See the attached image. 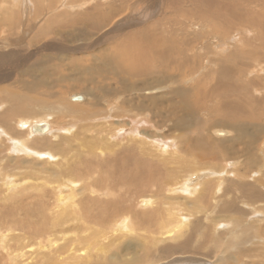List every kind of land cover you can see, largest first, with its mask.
<instances>
[{"label":"rangeland","instance_id":"1","mask_svg":"<svg viewBox=\"0 0 264 264\" xmlns=\"http://www.w3.org/2000/svg\"><path fill=\"white\" fill-rule=\"evenodd\" d=\"M11 92L40 102L25 104L31 114L14 116L20 104ZM0 100V130L14 132L17 150L0 151V264L58 259L57 242L73 241L67 230L73 221L52 227L55 186L75 194L77 205L87 196L97 211L105 204L101 243L115 238L120 221L150 235L149 247L157 238L150 251L140 249L155 258L144 264H264V196L244 190L254 184L264 194V0H0ZM69 104L77 111L49 117ZM20 117L46 118L68 133L45 134L47 143L37 145L41 137L17 127ZM130 118L171 153L125 141ZM110 121V135L98 131ZM195 141L211 149L188 147ZM108 154L123 164L127 155L147 157L159 169L145 173L132 161V174H121L106 166ZM186 181L193 183L183 192ZM147 198L154 200L150 207L142 204ZM169 208L179 222L162 228L172 219ZM81 223L89 226L82 237L100 225ZM175 226L179 232H169ZM77 242L58 264H127L133 256L116 257L118 246L102 254ZM37 243L52 248L48 257L34 253ZM172 244L175 250H164ZM83 247L92 255L85 261Z\"/></svg>","mask_w":264,"mask_h":264},{"label":"bare ground","instance_id":"2","mask_svg":"<svg viewBox=\"0 0 264 264\" xmlns=\"http://www.w3.org/2000/svg\"><path fill=\"white\" fill-rule=\"evenodd\" d=\"M134 46H136V47H138L139 45H134ZM142 46V45H141ZM144 48V47H143ZM149 49H153L152 47H148ZM131 49H132V47H131ZM135 50L137 49V48H134ZM147 49V48H146ZM135 50H133L134 52H135ZM132 51V52H133ZM130 52H131V50H130ZM136 53V52H135ZM132 54V53H131ZM140 55V57L141 58H146V56H148L147 54H146V52H145V50H143V52H142V50H140V53H139ZM134 55V54H133ZM129 58V57H128ZM121 59V58H120ZM138 62H139V60H138ZM141 63H142V61H141ZM147 63V62H146ZM143 64H144V60H143ZM148 64V63H147ZM122 67V66H121ZM124 69V68H123ZM138 69H140V68H138ZM144 69H145V67H144ZM125 70H126V68H125ZM147 70V69H146ZM149 70V69H148ZM144 73V72H143ZM48 74V73H47ZM37 86V85H36ZM23 93H24V91H23ZM10 94V93H9ZM11 96H12V99H13V103H14V101H15V103H17V105L18 104H20V105H18L17 106V112L15 111V115L14 116H26L27 114H31L32 112H33V110L31 109H29V107H25V104L27 105V104H35V103H39V102H35L36 101V99L34 98V97H28V95L27 96H25V95H23V94H21V93H16V92H11ZM83 96V95H82ZM83 97H85V96H83ZM9 98H11L10 96H9ZM8 98V99H9ZM4 99V98H3ZM5 99H7V98H5ZM72 99H73V97H72ZM85 98H83L82 100H84ZM81 100V101H82ZM1 101V100H0ZM75 101H80V100H78V99H75ZM3 102V101H2ZM241 102V101H240ZM5 103V102H4ZM4 105V104H3ZM175 106H177V105H175ZM61 107V106H60ZM241 107V106H240ZM64 110H63V109ZM62 108H61V110L60 109H55L54 110V113L55 114H46V115H50L49 117H53V115L54 116H61V115H64V114H67V113H73V112H75V111H77V109L76 108H74L73 106H70V104L69 105H67V106H62ZM241 110H243V108H241L239 111H241ZM14 111V110H13ZM52 112V111H51ZM127 112H129L128 114H131L130 112L131 111H127ZM53 113V112H52ZM242 113V112H241ZM97 114V112L96 111H91L90 112V114H88V115H96ZM3 114H1V116H2ZM141 115V114H140ZM137 117L139 116V115H136ZM142 118H144V117H140V119H139V123H141V121H142ZM5 119V118H4ZM53 119V118H52ZM1 120V119H0ZM38 120V122H36V123H47L48 124V131L47 132H45V133H33L32 132V126L35 124V122L33 123L32 121H29V120H25L23 117H20V120H18L19 122H18V124H17V127L18 128H26V129H22L23 131H25V132H28L29 133V131H31L29 134L31 135H29L31 138H35V136L36 137H41V136H46V135H54V134H56V133H59V132H65V133H68V130H63L62 128H64V127H66V125H63V126H61V129H60V126H58V125H55V123H53V122H51V121H49L48 119H46L45 118V120L44 121H42L40 118H38L37 119ZM39 120H41V121H39ZM1 121H3V119L1 120ZM5 121V120H4ZM72 122V121H71ZM106 125H104V127H99L100 129H102V130H98V131H104L105 133H106V136H107V134L108 135H110V133H111V130H112V126H113V124H114V122H104ZM3 124V123H2ZM69 124H71V123H69ZM124 124L125 125H129V127H127V128H125V125L122 127V129H123V132H128V134H123V135H121V136H129V138L128 139H124L125 141H127V140H129L130 139V141H132V142H136V141H139V139H141V141L140 142H137L136 144H141L142 146L144 145V146H146L147 145V149H148V147H150V148H156L157 147V149H160L161 151H163L164 153H166V152H169L170 151V153H171V147H170V145H168L167 147H165V146H163V144L160 142V144H161V146L159 147V146H157V144L159 143L158 142V138L157 137H154V135H152L151 133H148V132H146V130H147V128L146 129H143L142 128V125H138V118H130V120L129 121H125L124 122ZM151 124V123H150ZM76 125H77V123H76ZM148 125V124H147ZM4 126V125H3ZM71 126H73V124H71ZM69 127V126H68ZM132 127V128H131ZM151 128V127H150ZM8 129V128H7ZM6 128H3V129H1L0 130V140H4V141H0V151H2V152H4V153H8V154H12L14 151H17V150H15V148H13L12 146H11V144H12V142H15V140L13 141L12 139H11V137L12 136H14V132H11L10 130H7ZM69 129V128H68ZM12 130V129H11ZM121 131V129H118L117 131H115V132H120ZM228 131V130H227ZM46 134V135H45ZM112 135V134H111ZM32 136H34V137H32ZM144 136H146V138H143ZM158 136V135H157ZM111 137V136H110ZM183 137V136H182ZM41 139H42V137H41ZM40 139V142H38V143H36L37 145H41V146H43L45 143H47V141H44V139L45 138H43L42 140ZM58 139V138H57ZM143 139H145V141L143 142ZM177 140V139H176ZM182 139H180V141H181ZM188 140V139H187ZM22 141H23V145H28L27 144V142H26V139L24 138V139H22ZM97 141H98V139H97ZM185 141V140H184ZM183 141V142H184ZM109 142H111V140L109 141ZM158 142V143H157ZM175 142H178V141H175ZM182 142V141H181ZM186 142V141H185ZM18 143V141H16V144ZM93 143V142H92ZM98 143H99V141H98ZM114 142H112V143H109L110 145L111 144H113ZM157 143V144H156ZM179 143V142H178ZM188 142H186V144H187ZM30 145H32L31 143L28 145V146H25V148L26 147H28V148H26V150H24V153H29L31 150H28L29 148H31V146ZM49 145V144H48ZM98 145V144H97ZM140 145V146H141ZM185 145V144H184ZM104 146V145H103ZM141 146V147H142ZM190 146V148L191 149H193V150H197V151H201V152H203V153H206L208 150H209V148L208 147H206L205 146V144H203V143H200V142H190V144L188 145V147ZM173 147H175V145H173ZM182 147V146H181ZM185 147L186 146H184V150H185ZM104 148H107V149H109L110 150V147L108 146V143L107 144H105V146H104ZM142 148H144V147H142ZM146 148V147H145ZM170 148V149H169ZM173 149H177V150H179L178 149V146H176V148H173ZM187 149V148H186ZM189 149V148H188ZM211 149V148H210ZM35 150V149H34ZM92 150V149H91ZM97 150H100L99 148L97 149ZM213 150V149H212ZM88 151V150H87ZM95 151V150H94ZM108 151V150H107ZM112 151V150H111ZM111 151H108L109 153H112ZM189 151H192V150H189ZM44 152V151H43ZM93 152V151H92ZM97 152V151H96ZM107 152V153H108ZM179 152H180V150H179ZM184 152V151H183ZM193 152V151H192ZM1 153V152H0ZM18 153H19V151H18ZM32 154V153H31ZM182 154V153H181ZM184 154V153H183ZM29 155H30V153H29ZM100 155H101V153H100ZM172 156H173V152H172V154H171ZM170 155V156H171ZM175 155V154H174ZM10 156H12V155H10ZM14 156V155H13ZM97 156H98V154H97ZM111 155H109L108 154V157L105 159V161H106V166L107 165H113V167L116 169L115 171L117 172L118 170H119V173H121V174H125V172L123 171V170H128L129 171V174H127L128 176H130L131 174H132V169H131V162L132 161H134L136 164H138V163H141V165H139L138 166V169H140V170H143L144 172L146 171V170H148V171H151V172H158L157 171V169H159V167L157 168V162L156 163H148V159H146L147 157H141V159H138L136 156H134V155H127V157L129 156V158H128V160L123 164V160L121 159V157H119V156H117V155H115L114 157H110ZM180 156V154L178 155V157ZM184 156V155H183ZM110 157V158H109ZM181 157V156H180ZM40 158H41V156H40ZM45 159V158H44ZM180 159H183V157L182 158H180ZM13 160V159H12ZM98 160V159H97ZM42 161H45V160H42ZM169 161H171V159L169 160ZM16 162V161H15ZM52 162V161H51ZM54 162V161H53ZM64 162V161H63ZM154 162V161H153ZM177 162V161H176ZM53 164V163H52ZM59 167V166H58ZM63 167V166H62ZM109 167V166H108ZM92 168V167H91ZM60 169V168H59ZM93 169V168H92ZM55 170V169H54ZM95 170V169H94ZM98 170V169H97ZM96 170V171H97ZM39 171L40 172H42V170L41 169H39ZM47 171H48V169H47ZM49 172V171H48ZM52 172V171H51ZM54 172V171H53ZM90 172H92V171H90ZM110 172V171H109ZM43 173V172H42ZM94 173V172H93ZM98 173V172H97ZM128 173V172H127ZM146 173V172H145ZM200 173V172H199ZM52 174V173H51ZM53 175V174H52ZM140 175V174H139ZM202 175V174H201ZM51 176V175H50ZM150 176V175H149ZM197 176V175H196ZM208 177V176H207ZM140 178H143V177H140ZM206 179V178H205ZM198 180V179H197ZM190 181V180H189ZM189 181H186V183H185V188L187 187V183H189ZM26 182V181H25ZM183 182V181H182ZM174 184V183H173ZM200 184V182L198 183V181H196V183H195V185H193V187L192 188H195V187H197V186H200L199 185ZM60 185V184H59ZM184 185V184H183ZM94 186V185H93ZM91 186V192H93V194H94V192H95V190L94 189H97V187L96 186ZM96 187V188H95ZM74 188V187H73ZM182 188V187H181ZM191 188V186L190 187H187V189L185 190V191H183V192H186V191H188L189 189ZM203 188V187H202ZM12 189H14V188H12ZM54 189H56L55 191L57 192L56 193V202H55V210H54V219L52 220V221H54V225H52V227L53 228H55V227H58V226H60V227H62V226H64V224L66 223L65 222V219H69V220H71V221H73V224H71L68 228H67V230H70L73 234H75V235H73V241H70L69 240V242L66 244V245H61L60 243H58L57 242V244L59 245L58 247H57V249H56V256H57V258L58 259H55L54 257H51V258H47V261H44V262H41V263H39V262H37V264L39 263V264H58L62 259H63V257H62V252L64 251V250H67V248H65L66 246H70V244L71 245H74L75 243H73V242H76V241H78L77 243L78 244H80L81 242H83V245H84V242L85 243H87V244H93V247H95V250H98V251H100V252H102V254L104 253H108L109 251H111V248L112 247H114V246H118V248H117V250H114L113 251V255H115L116 257H119V256H122V253H129V254H133V256L131 257V259H127V264H144V263H153L154 261H155V258H153V256L149 253L148 255H147V253L145 254V255H140V249H144V251H146V252H148V251H150L151 250V248L152 247H154V245H156V243H157V238H153V243H152V241L150 240V243L152 244L151 245V247H149V243L147 242V239L148 238H150L149 236L150 235H148V236H145V234L143 235V234H140V233H137L136 232V234H134V230L136 231V228H129V227H127L128 226V223L125 221V222H121L120 221V223H122V224H120V226H117L118 224H116V230H117V233L118 234H116L115 235V238H113L112 239V237L110 236L109 237V241L108 242H105V243H101L103 240L101 239L102 237H104V236H106L107 235V233H108V231H106V230H104L105 228H102V224H105V223H107L106 222V217L105 218H103L102 216L103 215H105L104 213H106L105 211L107 210L106 209V207H105V204H103L104 206H102V203H100L99 205L101 206V210L99 211V208H98V211H97V208H93L94 207V204L97 206V203H96V201H94V199L93 198H91V197H86L87 198V200H83L82 202L80 201V202H78V204L80 205H77L76 204V201H77V196L75 195V194H71V193H69V192H66V191H64L63 189H62V187H57V186H55V188ZM99 190V189H98ZM174 190V189H173ZM244 190L245 191H248L249 193H252L253 195H255V196H258V197H262V196H264V194H262L260 191H259V189H257V187L254 185V184H249L248 185V187H244ZM196 191V190H195ZM200 191V190H199ZM199 191H198V193H199ZM108 192V191H107ZM171 192V191H170ZM197 193V194H198ZM76 196V197H75ZM93 197V196H92ZM98 200V199H97ZM101 202V201H100ZM104 202V201H103ZM191 202H193V201H191ZM98 203H99V201H98ZM154 203V200H152V198H150V199H143V201H142V204L143 205H145V206H148V207H150L151 206V204H153ZM168 203V202H167ZM172 204V202H170V204L169 205H171ZM174 204H176V203H174ZM190 204V203H189ZM178 205V204H177ZM194 205V207H198L197 206V204H193ZM14 206V205H13ZM21 206V205H20ZM109 206V205H108ZM107 206V207H108ZM180 206H182L181 204H180ZM98 207V206H97ZM114 207V206H113ZM118 207V206H117ZM25 208V207H24ZM123 208V207H122ZM111 209V208H110ZM182 209H184V208H182ZM194 209V208H193ZM12 210H14V209H12ZM115 211V210H114ZM169 211H170V217H172V219L171 220H167L166 222H160L159 223V225H160V227H162V228H167L168 226H170V225H172L173 223H177V222H179V219H178V217H177V213L176 212H173V209H171V208H169ZM196 211V210H195ZM203 211V210H202ZM111 213V212H110ZM145 213V212H144ZM183 213V212H182ZM122 214V213H121ZM107 215V214H106ZM116 216V215H115ZM6 217V216H5ZM52 217V216H51ZM169 217V218H170ZM2 218V217H1ZM108 218V217H107ZM90 219H95V221H96V223L97 224H100V225H98L99 226V228H97V229H94V231H92L91 233H90V237H85V236H81L80 235V232L85 228V229H88L89 228V226L87 225V227L86 226H83V225H81L82 223L81 222H84V223H86V221H88V220H90ZM129 219V218H128ZM68 220V221H69ZM137 220V219H136ZM70 221V222H71ZM236 221V220H235ZM69 222V223H70ZM22 222H20L19 220L18 221H16L15 222V225L16 226H18V224H21ZM30 223V222H29ZM72 223V222H71ZM83 223V224H84ZM142 223V222H141ZM184 223V222H183ZM183 223H179V227H181L182 226V224ZM24 224V223H23ZM26 224V223H25ZM131 224V223H130ZM132 225V224H131ZM138 225V224H137ZM165 225H168V226H165ZM185 225V224H184ZM183 225V226H184ZM134 226H135V224H134ZM23 227V226H22ZM21 227V228H22ZM37 228H39V230L40 229H43V227H40V225H37L36 226ZM178 226H175V227H169L170 228V231L169 232H173V234H176L177 233V229H178V232H179V230H180V228H179ZM19 228V227H18ZM49 228V227H48ZM129 228V229H128ZM121 229V230H120ZM138 229V228H137ZM45 230V229H44ZM48 230V229H47ZM65 230V229H64ZM149 231H150V229H148ZM49 231V230H48ZM66 231V230H65ZM69 231V232H70ZM140 231V230H139ZM116 232V231H115ZM148 232V231H147ZM168 232V230H166V233H169ZM54 233V232H53ZM46 236V235H45ZM66 236V235H65ZM69 237H71V236H69ZM68 237V238H69ZM100 237V238H99ZM138 237H140V239L138 238ZM142 237V238H141ZM155 237V236H154ZM169 237H171V236H169ZM83 238V239H82ZM48 240V239H47ZM57 240V239H56ZM76 240V241H75ZM101 240V241H100ZM50 241H52V240H50ZM149 241V240H148ZM133 242H136V243H133ZM56 244V243H55ZM55 244H53V245H55ZM97 244V245H96ZM37 246H38V248L36 247V249L34 250V253H36L37 255H42V257L44 258V257H48L49 255V253L50 252H48V250L50 249H52L51 247H49V246H47V244H36ZM95 245V246H94ZM147 246H148V248H147ZM72 247V246H71ZM88 247H89V245H88ZM175 246H173V244L172 245H167V246H165L164 247V250H167V251H172V250H175ZM150 249V250H149ZM49 250V251H50ZM80 250H83V252H84V255H83V259H81L82 261H85V260H88V259H90L91 258V250L89 249V248H86V250H85V248L83 247V248H80ZM35 254V255H36ZM65 254V253H64ZM86 254H88V255H86ZM119 254V255H118ZM47 255V256H46ZM86 256V257H85ZM123 257V256H122ZM72 258V257H71ZM78 261H76V262H79V260H80V258L79 259H77ZM49 261H51V262H49ZM74 262H75V259H74ZM88 262V261H87Z\"/></svg>","mask_w":264,"mask_h":264},{"label":"water","instance_id":"3","mask_svg":"<svg viewBox=\"0 0 264 264\" xmlns=\"http://www.w3.org/2000/svg\"><path fill=\"white\" fill-rule=\"evenodd\" d=\"M84 97L82 95H74L73 99L82 100ZM48 131V124L47 123H35L32 126L33 133H45ZM193 182L187 183V187H189Z\"/></svg>","mask_w":264,"mask_h":264}]
</instances>
